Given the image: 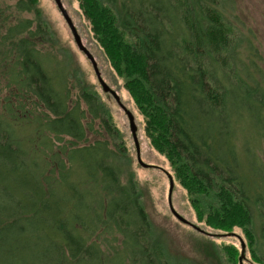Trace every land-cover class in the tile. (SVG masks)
Returning <instances> with one entry per match:
<instances>
[{
	"label": "trees",
	"instance_id": "16d2710c",
	"mask_svg": "<svg viewBox=\"0 0 264 264\" xmlns=\"http://www.w3.org/2000/svg\"><path fill=\"white\" fill-rule=\"evenodd\" d=\"M5 1L0 264H194L174 262L154 229L109 110L88 90L73 99L69 75L38 48L45 27L18 19L38 16L37 1ZM80 2L199 222L217 234L240 229L264 264V51L237 34L245 23L233 0ZM207 242L202 252L239 264L234 245Z\"/></svg>",
	"mask_w": 264,
	"mask_h": 264
},
{
	"label": "rangeland",
	"instance_id": "374dc122",
	"mask_svg": "<svg viewBox=\"0 0 264 264\" xmlns=\"http://www.w3.org/2000/svg\"><path fill=\"white\" fill-rule=\"evenodd\" d=\"M17 1L7 0L4 2V7H14ZM36 1L39 12L38 16L34 13H24L19 15L18 19L31 21L33 29L39 25V22H41L42 27H45L47 31L43 30L46 32L43 36L44 39L41 37L43 43L40 38L36 40L38 48L52 53L55 56V60L62 65L60 69L69 75L71 87H73V99H76L75 95L79 89L88 90L96 93L101 102L109 110L112 123L120 133L122 143L125 146L129 159L127 161L130 163L129 168L134 175L143 206L154 229L159 235L164 236L162 238L165 239L170 247V256L173 261L179 263V261L181 262L186 257L187 259L194 260V264L197 262L199 264H208L209 262L212 264H225V258L223 257L222 261L219 260L215 252L216 250L213 251V247L209 249L213 253L202 252L206 248L207 244L205 243H208L209 239L217 247L221 245H234L239 250V255H241L239 239H215L214 237L203 235L193 228L180 223L171 213L168 204L170 182L166 173H169L175 182L172 195L175 210L192 224L202 229L206 228L204 223L199 222L198 216L190 203L188 193L177 180L169 160L152 146L146 132L145 117L125 87L124 80L113 69L100 44L94 38L90 22L81 8L80 0H61V2L81 36L83 45L95 58L103 80L111 89L117 92L123 105L133 114L137 126V137L140 144L142 161L154 167L144 168L139 165L136 147L126 114L111 95L103 93L91 62L76 46L70 28L56 6L55 0ZM230 5L234 8L235 16L245 23L244 29L241 28L239 30L236 28L237 34L245 39H250L254 46L263 52L264 0H233ZM13 21V19H10L9 24H12ZM55 60L51 61L53 63H50L49 71L58 80L61 71L59 67H56ZM7 62L3 61L0 65H6ZM6 87V83L0 86V95L3 97L8 95ZM20 134L26 135V132H20ZM94 138L95 136L89 132V141L93 142ZM204 230L211 234H217L212 233L213 230L208 228ZM234 232L246 243V259L244 264H254L244 233L240 229H235Z\"/></svg>",
	"mask_w": 264,
	"mask_h": 264
},
{
	"label": "water",
	"instance_id": "95a60500",
	"mask_svg": "<svg viewBox=\"0 0 264 264\" xmlns=\"http://www.w3.org/2000/svg\"><path fill=\"white\" fill-rule=\"evenodd\" d=\"M56 6L58 7L60 13L62 14L64 20L66 21L68 27L70 28V31L73 35L74 41L76 43V46L78 47L79 51H81L82 53L85 54V56L88 58V60L91 62L95 75L98 79V82L102 88L103 93L105 94H109L111 95L114 100L116 101V103L118 104V106L123 110V112L126 114L128 121H129V127H130V132L132 134V138L136 147V153H137V161L139 163L140 166L144 167V168H150V167H154L152 165H147L142 161L141 158V149H140V144H139V140L137 137V126L135 123V118L133 116V114L123 105L120 96L117 94V92H115L113 89H111L106 82L103 80L101 72L98 68V64L95 60V58L92 56V54L87 50V48L83 45L81 36L79 35L76 27L74 26L67 10L65 9V7L63 6L61 0H55ZM169 182H170V188H169V196H168V204H169V208L171 213L173 214V216L182 224L187 225L191 228H193L194 230H196L197 232L203 234V235H208L209 237H214V238H220V239H224V238H229L231 236H235L237 237V239L240 240V244H241V255L239 257V264H244V261L246 259V243L244 242L243 239H241L239 237L238 234L233 233V234H211L206 232L205 230H203L202 228H200L199 226H196L194 224H192L190 221H188L187 219L183 218L174 208L173 206V202H172V195H173V191H174V187H175V182L173 177L169 174L166 173Z\"/></svg>",
	"mask_w": 264,
	"mask_h": 264
}]
</instances>
